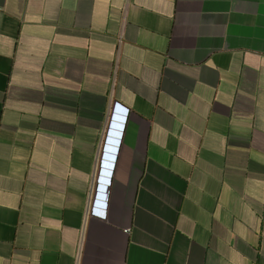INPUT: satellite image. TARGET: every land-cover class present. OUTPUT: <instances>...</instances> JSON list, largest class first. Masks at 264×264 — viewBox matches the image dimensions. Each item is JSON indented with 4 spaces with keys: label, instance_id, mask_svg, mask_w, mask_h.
<instances>
[{
    "label": "crops",
    "instance_id": "1",
    "mask_svg": "<svg viewBox=\"0 0 264 264\" xmlns=\"http://www.w3.org/2000/svg\"><path fill=\"white\" fill-rule=\"evenodd\" d=\"M0 264H264V0H0Z\"/></svg>",
    "mask_w": 264,
    "mask_h": 264
}]
</instances>
